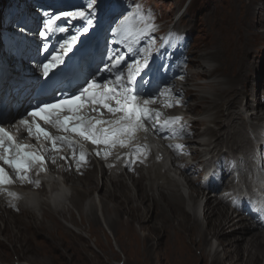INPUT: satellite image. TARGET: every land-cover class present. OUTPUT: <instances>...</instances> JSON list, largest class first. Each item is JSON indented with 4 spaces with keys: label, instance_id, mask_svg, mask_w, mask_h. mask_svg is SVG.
Wrapping results in <instances>:
<instances>
[{
    "label": "bare ground",
    "instance_id": "bare-ground-1",
    "mask_svg": "<svg viewBox=\"0 0 264 264\" xmlns=\"http://www.w3.org/2000/svg\"><path fill=\"white\" fill-rule=\"evenodd\" d=\"M13 3V6L10 4L9 6L13 9L16 7V10L13 11L15 12L14 15H16L24 4ZM28 13L35 23V17L31 14L32 12L29 11ZM19 15H21V12L13 19L18 18ZM228 19L226 14L225 20ZM4 35H7V32L0 33L1 38ZM232 36L235 37L233 34ZM207 53L206 56L197 59L198 71H196L197 68L191 70L192 74L189 77V81L182 82L183 87L188 89V94L191 81L199 85L206 83H198L196 81L198 78H195L199 74H206L207 78L214 74L207 79L211 83L216 82L217 77L221 75H217L218 66L216 63L211 61V58H207L208 55H211V52ZM199 67H201L200 70ZM33 72H37V68H34ZM223 78H225L224 75H222L221 83L225 82V87L221 83L219 85H210V89L203 90L200 93L199 99L206 101L210 99L212 94L215 95V99H218L221 96L220 94L226 90L227 94L236 92L235 88H237V85L235 81L227 78L222 80ZM196 84L193 85L196 86ZM195 91L200 90L195 88ZM237 100V96H231L226 99L225 95V99L222 100V102H225L223 107L217 108L213 106L212 108L214 109L212 110H208V106L205 107L207 114L201 120H205V124H208L205 133L211 136L205 137L206 134L202 135L200 133L198 138L190 137L187 139L189 148H193L197 143L204 146L211 145L209 148H202L204 150L199 151L201 157L210 154L209 150L212 152L215 150L214 148L219 149L223 144L230 149L243 145L231 151V155L234 157H238L236 155L237 152L244 154V157H242L243 164L233 168L231 171L233 172L235 169L242 170L243 165L246 164V170L242 171L245 175L238 179L235 173H232V177L229 179L231 182L227 183V189H233V193L230 195L226 193L227 197L237 195V191L241 192L240 189L236 191L234 189L238 185L243 192L253 185L264 188V174L253 173L254 166L252 167L251 165L253 161H255V164L260 161L259 157H254L255 155L259 156L256 153L258 147L255 140L257 136H255L254 140L252 135H250L251 131L248 124L244 121L243 124L240 123L241 114L246 122L251 116L243 112L242 109L239 110L240 113L234 109ZM224 107H226V113L228 114L226 122L219 120V115H223L222 110ZM256 109L253 111L256 116L252 117V122L255 120V124L251 125L249 123L253 129L252 132L257 126H261L260 121L264 120V104L262 103L259 109ZM179 113L181 112L177 111V114ZM186 117L189 118L188 116ZM232 123H234L233 127H231ZM216 129L221 133L220 136H216L214 133ZM20 132L23 133L24 131L20 130ZM248 132L250 133L248 134ZM146 135L145 141L150 142L151 148L161 154L166 160L164 159L160 168L154 166L151 169H144L140 172L143 180L147 178L145 182L136 176L135 173L127 170L124 165L125 157L114 161L115 165L113 167H108L105 160H98L97 155L93 154V157L96 158L95 169H86V165H81V168L77 169L72 162V158L66 152L58 154L49 152L45 167L50 172L36 171L34 174L35 178L42 183L41 186L35 187L34 185L23 184L18 180L13 181L10 186L7 184L0 185V189H6L5 191H0V225L2 226L5 223V226H10L8 224H11L13 229L17 228L16 222L12 224V219L15 221L16 218L14 217L19 215L13 211L11 205L14 202H21L23 211L20 216L40 218V216L59 215L58 217L67 218L71 222L74 221L72 224L76 226V229L66 222L63 223L69 229L81 233L83 229L77 227L78 224L74 220V209H77L83 219L85 217L89 220L87 217H91L92 221L97 225L102 223L107 230L115 235V239H127L130 243H133L134 240L139 241L145 257L150 258L153 262L161 261L166 252L169 260L177 264H194L198 258L204 259L208 264H264V234L254 231L260 224L247 215L243 217L239 215V210L232 206L230 200H226L217 194L215 197L209 195L206 190L197 185L194 178L187 171H185L186 173L182 172L186 177L182 180L178 179L177 172L171 176L169 173L172 170L170 169V161L174 162L177 159L174 156H168V151L160 138L152 137L150 133ZM247 135L251 141L246 138ZM230 137H233V140L229 139ZM246 143L248 148L241 151ZM38 153L42 155L41 152ZM187 164L190 165L191 161H188ZM38 166L39 164H36V167ZM167 167H169V170ZM81 171L84 172L82 177L79 176ZM155 175L156 178L154 177ZM70 181H73V184H70ZM102 187L103 192L96 197L98 200L96 199L94 204L91 202L86 210L80 207L79 198L82 195L95 194ZM70 189H73L72 193H70ZM42 191H45V193L42 194ZM55 206L57 207L56 209ZM96 206L101 208L102 213L97 212ZM231 207L234 209H231ZM152 208L157 209L156 217L160 223H154L153 226L144 225L141 221L144 222L146 220L147 214ZM160 216L162 218H159ZM234 217H237V221H235ZM133 218L138 221V227L133 225ZM92 225L87 224L86 229L91 228ZM237 226L240 227V230L244 229V231H240L241 233L236 237H226L227 229L234 230ZM142 231L143 233H141ZM156 231H163L167 234L165 244L155 239L154 233ZM213 238L216 239L214 242H216L217 246L215 249L213 247L214 250L211 251L208 250V244ZM195 249H199V255H197Z\"/></svg>",
    "mask_w": 264,
    "mask_h": 264
},
{
    "label": "rangeland",
    "instance_id": "rangeland-1",
    "mask_svg": "<svg viewBox=\"0 0 264 264\" xmlns=\"http://www.w3.org/2000/svg\"><path fill=\"white\" fill-rule=\"evenodd\" d=\"M7 1L8 6L9 4L13 6L14 3L11 0ZM149 1L157 7L159 13L162 12L163 22L167 24L177 23L178 27L190 29L196 34L192 51L193 56L190 61L191 70L197 68L196 71H198L197 59L206 56L207 52H211V55H208L207 58H211L212 60H210L218 66L217 75H221L217 77L216 82L211 83L207 80L214 74H211L208 78L206 74H199L195 78H198L196 81L198 83H206L199 85L191 81V92L189 91L187 95H191L190 111L187 114L192 116L198 125L199 134H206L205 137L211 136L205 133L208 124H205V120H201L207 114L205 107L208 106V110L214 109L212 108L213 106L217 108L223 107L225 102H222V100L225 99L226 95V99L231 96H237L238 100L234 109L238 110V113L242 109L243 112L251 116L246 122L241 114L240 123L243 124L244 121L248 124L251 131L248 134L250 133L253 137L249 123L252 122V117L256 116L253 111L257 110L256 108L259 109L262 103L264 104V98L260 97V93L264 92V0H193L192 4L189 3L190 0ZM13 10L15 11L16 7ZM226 14L229 18L228 20H225ZM200 69L201 67H199ZM222 75L229 80L235 81L237 85V88H235L236 92L227 94L226 90L220 94L221 96L219 95L218 99H215L216 97L213 94L206 101L199 99L203 90L210 89V85H219L221 83ZM199 77L203 78L199 79ZM225 78L222 80H225ZM193 84H196V86ZM221 85L226 86L225 82L221 83ZM195 88L200 91H195ZM196 107L200 109L197 110L198 108ZM179 111L182 113L183 109ZM222 112L223 115H219V120L226 122L228 118L226 107L223 108ZM217 124L219 123L217 122ZM233 126L234 123L231 124V127ZM214 133L216 136L221 134L217 129ZM246 138L251 141L248 135ZM229 139L233 140V137ZM210 146L197 143L194 147L201 150ZM242 146L230 149L223 144L219 149L214 148L215 150L212 152L209 150L211 153L204 158L217 155L222 150L224 154H232L231 151ZM245 148H248L247 143L241 151H244ZM237 153L236 155L244 157V154ZM256 153L260 155V150L258 152V149H256ZM254 164L255 161L251 163L252 167ZM79 176L82 177L84 175L79 173ZM100 176L102 178L101 173ZM138 177L143 182L147 180V178L143 180L142 174ZM154 177L156 178V175ZM178 179L182 180L183 177L178 176ZM194 180L196 181V179ZM229 182L231 181L228 180ZM69 183L73 184V181ZM72 192L73 189H70V193ZM102 192L103 187L98 189L95 194L82 195L79 198L80 207L86 210L91 202L94 204L96 199L98 200L96 197ZM44 193L45 191H42V194ZM232 193L233 191L230 190L229 195ZM74 211L75 223L78 224L77 227L83 229L81 233L69 229L64 224L66 222L76 229V226L72 224L73 220V222L68 221L67 218L58 217L59 215L32 218L29 216L22 217L20 216L22 213L19 214L17 212L19 216L14 217L16 218L15 221L12 219L13 223L11 222L12 224L16 222L17 228L13 229L11 224H8L10 226H5V223L2 226L0 225V264H177L169 260L166 252L163 255L164 257H162V262H153L150 258L145 257L139 241L134 240L133 243H130L127 239H115V235L107 230L102 223L97 225L92 221L91 217H87L89 220L85 217L83 219L81 213L78 212L79 210L74 209ZM97 212L102 213L101 208L97 207ZM231 215L234 216L233 214ZM7 216L9 215L7 214ZM156 216L157 209L152 208L147 214L146 220L144 222L141 221V223L147 226H153L154 223L159 224L160 221L157 220ZM159 218H162V216ZM234 218L237 221V217ZM85 222L93 225L91 228L86 229L87 224ZM132 223L135 227L139 226L136 218H133ZM29 228L31 229L29 230ZM240 231L243 232L244 229L240 230L239 226L234 228V230L227 229L226 237H236L241 233ZM254 231L264 234V229L260 228L259 225ZM154 237L163 244L166 243L167 234L165 232L156 231ZM214 241H216L215 238L209 242L208 250L213 251L216 248L217 245ZM195 251L199 255V249H195ZM194 264L208 263L204 259L198 258Z\"/></svg>",
    "mask_w": 264,
    "mask_h": 264
},
{
    "label": "snow or ice",
    "instance_id": "snow-or-ice-1",
    "mask_svg": "<svg viewBox=\"0 0 264 264\" xmlns=\"http://www.w3.org/2000/svg\"><path fill=\"white\" fill-rule=\"evenodd\" d=\"M123 3L124 0H111L110 8L114 10L117 7H121ZM88 9L87 17L84 11H77L74 14L76 17L86 19L88 26L81 25L83 33H89V26L95 31L100 26L105 15V9L101 7L99 2L94 3L93 0H89ZM97 9L100 10L99 14H97ZM63 15L67 18L71 17L73 13H64ZM139 18L141 20L145 19L143 16ZM112 19L114 22L115 17ZM65 23H68L67 19H65ZM125 23H127V18ZM47 24L51 26L52 20H48ZM60 31L64 32L65 29L61 28ZM153 33L154 26L150 23H145L143 28L137 31H130L120 41L125 45L128 59L134 61V67H129L126 76L123 73V69L127 65V60L118 50L103 62V69L97 68L95 70L91 81L88 79L84 81L86 86L81 85L75 92H62L60 96L53 98L55 100L54 103L38 101L32 104L31 110H25L23 115L26 118L19 121L20 125L27 129L29 135H33L36 138L42 136L44 139L49 140L52 145L50 151L57 150V142L74 145L75 141L66 135L55 137L50 135L44 127H41L40 123L37 122L38 120L65 133H77L83 139L91 141L92 144L104 145L106 148L116 143L123 145L125 143L124 138L130 140L139 129L147 131L146 125L148 124H151L158 131L174 126L177 123V118H169L161 122L162 113L150 107L151 104L156 102L158 97L167 98L172 95L171 89H161L158 84L156 87H149L155 78L154 75L149 79H145L146 76H150L152 71L151 62L157 56L163 57L171 47L170 40L163 49L157 50L155 54L150 53L145 45L152 41ZM115 34L120 36L122 33L120 30H115ZM39 35L45 37L46 31H41ZM77 39L78 37H73L72 40L65 44L68 51H73V48L69 47V45H74ZM174 39H178V37L173 35L172 40ZM133 45L137 47H133ZM145 53L148 54L145 55ZM136 57L141 59L138 60ZM53 60H59V57H53ZM65 63V61H60V64ZM42 69V74L49 77L50 74H55V71L59 70L57 65L51 61L43 63ZM158 71L159 68H157ZM109 78L115 81L112 87L104 83ZM176 94L180 95V93ZM144 97H151V99ZM113 102L115 106H113ZM174 103L179 105L181 101L175 100ZM85 105L102 106L109 113L113 115L119 113L120 115L113 120L92 119L82 114ZM167 106L171 107L172 104L169 103ZM7 122V118L0 112V124ZM104 125L107 126L105 127ZM0 148H3L5 153L0 155V160L3 161L4 165L9 166L16 174V178L21 181L30 182L27 173L34 164L43 166L46 163L44 156L40 153L28 151L27 146L15 143L13 136L3 127H0ZM12 149H15L14 154H11ZM95 154L101 155V152L97 151ZM103 155L107 157L110 152L104 151ZM86 156L87 153L85 151H80L77 159L75 152H73V159H77L78 168L86 163ZM11 183L12 179L7 171L3 166H0V185Z\"/></svg>",
    "mask_w": 264,
    "mask_h": 264
}]
</instances>
